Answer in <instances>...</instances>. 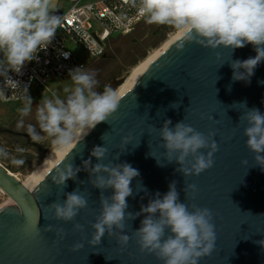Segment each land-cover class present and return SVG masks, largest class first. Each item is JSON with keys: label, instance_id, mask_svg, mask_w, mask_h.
Wrapping results in <instances>:
<instances>
[{"label": "water", "instance_id": "obj_1", "mask_svg": "<svg viewBox=\"0 0 264 264\" xmlns=\"http://www.w3.org/2000/svg\"><path fill=\"white\" fill-rule=\"evenodd\" d=\"M162 28L173 29L160 25L159 30ZM180 39L154 59L121 95L118 109L108 121L99 123L71 146L32 190L0 165V190L12 202L0 208V264H163L154 254L141 252L132 235L141 226L143 215L125 221V234L130 236L126 247L107 233L100 244L88 243L94 232L91 224L100 212L102 190L89 182L90 173L83 168V161L91 159L93 166L98 162L91 156L95 146L108 149L101 163H128L139 172L130 184L133 191L126 198V213L140 212L156 192L161 197L166 194L173 181L181 202L212 211L215 249L198 264H264V246L256 243L264 240V167L256 163L246 146V122H239L240 115L248 109L264 114V60L248 81H236L231 62L254 58L253 45L231 50L185 42L180 50ZM166 119L172 121L170 127L184 121L205 135L214 133L212 139L218 150L211 168L198 176L184 177L176 171L178 163H168L159 134ZM0 133L23 136L30 147H41L31 142L28 134L1 127ZM126 137L127 144L123 143ZM68 163L81 171L61 189L52 177ZM188 184L196 185L195 192L185 193ZM77 188L86 196L87 208L70 222L52 219L46 207L55 201L63 202L64 193ZM113 191L105 189L103 194L111 196ZM76 223L83 226L82 231L73 230ZM48 225L52 230L45 232ZM58 229H63V238L57 234ZM169 234L166 230L165 235ZM77 242L84 247L72 251Z\"/></svg>", "mask_w": 264, "mask_h": 264}, {"label": "clouds", "instance_id": "obj_2", "mask_svg": "<svg viewBox=\"0 0 264 264\" xmlns=\"http://www.w3.org/2000/svg\"><path fill=\"white\" fill-rule=\"evenodd\" d=\"M131 3L138 16L145 18L148 24L175 29L181 37L177 45L180 50L185 42L211 49L223 46L231 50L246 44L253 45L254 58L231 62L233 80L248 81L257 65L264 60V0H131ZM55 11L54 0H0V77L5 79L6 86L18 88L20 84L9 76V72L21 73L27 62L38 59V52L53 42L62 24V17L54 14ZM68 75L71 83L63 88V97L54 93L51 97L42 98L35 107L36 124L27 125V134L34 142L43 139V133L60 150L75 146L91 129L108 121L122 100L111 86L106 85L103 91H97L99 81L94 70H84L81 66ZM23 93L20 97L23 106L18 110L21 117L18 128L25 126L24 118L33 110V99L28 95L27 87ZM4 97L5 92L0 88V98ZM241 104L246 107V104ZM239 122H246L243 132L247 137L246 146L254 154L256 163L264 167V114L255 108L248 109L240 115ZM171 124L172 121L166 119L159 129L168 163H178L180 167L176 171L184 177L198 176L211 168L213 155L218 150L216 141L212 139L214 133L205 135L184 121L177 122L174 127H170ZM123 143H128L127 137ZM205 149L208 151H201ZM107 152V148L95 146L91 156L98 162L93 166L91 159L83 161V168L90 173L89 182L102 190L100 212L91 224L94 232L88 241L90 245L100 244L107 233L126 247L130 236L125 234V221L143 215L141 226L132 235L141 252L154 254L163 264H198L201 258L214 251L216 233L212 211L181 202L175 181L162 197L156 192L147 205L141 206L140 212L126 213V198L133 191L130 184L139 172L128 163H101ZM4 155L5 151L0 148V156ZM11 162L15 165L24 163L19 159ZM80 171L72 163L65 164L52 181L64 189L66 181L75 180ZM105 189H113V194L105 196ZM189 190L195 192L196 185L188 184L184 191L187 193ZM64 195L66 199L63 202L55 201L45 211L51 212L54 220L70 222L81 209L87 208L88 200L79 188ZM26 215L30 218L28 213ZM51 230V225L44 228L45 232ZM73 230L82 231L83 226L76 223ZM166 230L170 232L167 236ZM57 234L63 238V229H58ZM256 243L264 246V240ZM83 247V243L77 242L71 250L78 251Z\"/></svg>", "mask_w": 264, "mask_h": 264}, {"label": "built area", "instance_id": "obj_3", "mask_svg": "<svg viewBox=\"0 0 264 264\" xmlns=\"http://www.w3.org/2000/svg\"><path fill=\"white\" fill-rule=\"evenodd\" d=\"M60 16L62 24L53 42L38 52V59L27 62L19 74L9 72L20 86L13 89L6 86L4 78L0 81L5 92L0 104L20 106L24 88L29 96L33 90L44 92L50 84L70 79L71 70L81 66L85 69L84 62L69 49V43L78 46L87 58L96 60L110 49L114 35L131 33L145 19L138 16L131 0H76Z\"/></svg>", "mask_w": 264, "mask_h": 264}, {"label": "rangeland", "instance_id": "obj_4", "mask_svg": "<svg viewBox=\"0 0 264 264\" xmlns=\"http://www.w3.org/2000/svg\"><path fill=\"white\" fill-rule=\"evenodd\" d=\"M159 26L148 24L144 19L131 33L114 35L110 49L96 60L87 58L84 52L76 45L69 43L68 47L84 62V70H94L96 72L99 81L97 91H103L106 85L118 91L117 89L140 63L160 49L164 43L177 33L175 29L167 30V28H162L159 30ZM156 32H160V36L152 39V33ZM70 83V79H66L50 84L44 92L35 94L33 90L31 93V96H33L31 97L33 99V110L28 117L24 118L25 126L23 128L17 127L21 119L18 110L23 104L16 107L0 104V126L13 132H27L29 123L36 124L35 107L39 101L42 98L51 97L54 93L63 97V88ZM37 131H39L38 126ZM41 136L44 138L37 143L42 145L43 149L39 150L27 146L23 138L0 133V148L6 153V155L0 156V165L4 166L19 182L25 181V178L43 161L45 155L56 148L52 144L51 138L44 136L43 133H41ZM17 149H23V151H17ZM13 159L23 160L24 163L15 165L11 162ZM7 205H10L7 196L4 193H0V208Z\"/></svg>", "mask_w": 264, "mask_h": 264}, {"label": "bare ground", "instance_id": "obj_5", "mask_svg": "<svg viewBox=\"0 0 264 264\" xmlns=\"http://www.w3.org/2000/svg\"><path fill=\"white\" fill-rule=\"evenodd\" d=\"M180 38V35L176 33L169 41L164 43L160 49L156 50L153 54L148 56L142 63H140L130 74V76L124 81V83L117 89V93L121 96L126 91H128L141 73L146 69V67L156 59L170 44L175 40ZM71 148V145L60 149H53L48 154L45 155L43 161L35 167L33 172H31L26 178L25 181L21 184L27 189L32 190L36 184L45 176V174L57 164V162L64 156V154ZM2 192V191H1ZM8 198V197H7ZM8 203L12 204L11 200L8 198Z\"/></svg>", "mask_w": 264, "mask_h": 264}, {"label": "crops", "instance_id": "obj_6", "mask_svg": "<svg viewBox=\"0 0 264 264\" xmlns=\"http://www.w3.org/2000/svg\"><path fill=\"white\" fill-rule=\"evenodd\" d=\"M74 1H76V0H54V4H55V8H56L55 12L62 15L73 4ZM82 1L90 2L92 0H82ZM30 97H33V96L30 95Z\"/></svg>", "mask_w": 264, "mask_h": 264}, {"label": "flooded vegetation", "instance_id": "obj_7", "mask_svg": "<svg viewBox=\"0 0 264 264\" xmlns=\"http://www.w3.org/2000/svg\"><path fill=\"white\" fill-rule=\"evenodd\" d=\"M153 34V36H157V35H160V32H156V33H152ZM1 127V126H0ZM1 128H4V127H1ZM7 129V128H6ZM9 130V129H8ZM11 131V130H10ZM13 132V131H12ZM17 133V132H16ZM18 133H24V134H27V132H18ZM3 134H8V133H3ZM10 135V134H9ZM18 137H20V138H23L24 140H25V144L27 145V146H29L28 145V143H27V140H26V138L25 137H23V136H18ZM31 139V138H30ZM31 142H34V141H32V139H31ZM35 143H37V142H35ZM40 145V144H39ZM41 147H34V148H37V149H39V150H42L43 149V146L42 145H40Z\"/></svg>", "mask_w": 264, "mask_h": 264}, {"label": "trees", "instance_id": "obj_8", "mask_svg": "<svg viewBox=\"0 0 264 264\" xmlns=\"http://www.w3.org/2000/svg\"><path fill=\"white\" fill-rule=\"evenodd\" d=\"M143 21H144V20H143ZM143 21H142V22H143ZM159 36H160V35L153 36L152 39H154V38H158Z\"/></svg>", "mask_w": 264, "mask_h": 264}]
</instances>
